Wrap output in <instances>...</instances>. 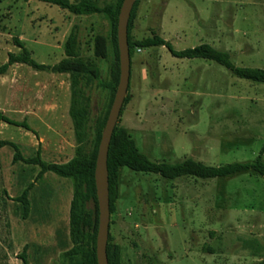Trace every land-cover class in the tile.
I'll return each mask as SVG.
<instances>
[{
    "label": "rangeland",
    "instance_id": "obj_1",
    "mask_svg": "<svg viewBox=\"0 0 264 264\" xmlns=\"http://www.w3.org/2000/svg\"><path fill=\"white\" fill-rule=\"evenodd\" d=\"M74 2L75 0H70ZM100 7L120 0H95ZM111 18L74 16L38 1H0V66L19 54L18 38L38 64L64 58L63 45L76 26L80 55L93 58L96 36L108 56L97 60L100 79L90 98L91 150L97 118L111 107L115 56ZM157 32L175 50L202 44L227 52L237 67L264 70V0H139L130 38ZM128 101L117 128L155 162L185 158L218 167L251 162L264 144V84L239 79L215 62L177 59L165 48L136 49L130 62ZM69 77L16 64L0 76V113L26 122L30 131L0 122V142H11L24 159L48 164L72 159L76 147L69 118ZM0 147V264H69L68 213L73 181L41 167L13 162ZM264 162V155H263ZM29 186V212L12 198ZM93 215L95 206H86ZM108 243L120 264H257L264 258V180L241 174L228 179L165 180L120 170L110 215Z\"/></svg>",
    "mask_w": 264,
    "mask_h": 264
},
{
    "label": "trees",
    "instance_id": "obj_2",
    "mask_svg": "<svg viewBox=\"0 0 264 264\" xmlns=\"http://www.w3.org/2000/svg\"><path fill=\"white\" fill-rule=\"evenodd\" d=\"M1 1V0H0ZM24 2L38 1L48 5L56 6L74 16H91L106 14L111 18L113 49L116 61L115 84L119 79V54L117 47V23L120 7L123 0L115 5L100 7L95 0H23ZM139 0L136 1L128 23V46L130 62L132 52L136 49L165 48L169 54L177 59H203L217 63L224 67L232 75L252 83L264 84V70L256 68L237 67L231 61L230 55L207 44L194 48L177 51L173 46L157 32H152L150 37L139 41H132L130 31L135 18ZM93 58H84L80 55L79 36L77 27L74 26L68 34L64 45V58L53 66L38 64L23 42L13 38L14 45L20 50L19 54L9 53L6 63L0 66V76L7 73L8 69L16 64L29 66L35 71L51 72L54 74L68 75L69 77V118L72 123L76 147L72 159L63 164H48L40 160L39 155L32 159H24L18 148L11 142L1 141L0 147L10 146L16 154L13 162L22 161L26 164H36L41 167L39 175L52 172L61 178H69L73 181V193L68 213V237L71 248L61 254V257L69 264H97L96 261V236L98 229V208L96 201V190L94 183V170L98 146L102 131L110 108L108 107L104 116L95 121L96 137L91 150L87 152L86 145L90 130V98L87 95L91 83L100 79V71L97 60H106L108 48L106 39L96 36L93 41ZM128 101L126 96L124 104ZM113 100L110 104H112ZM123 104V106H124ZM123 109V107H122ZM122 111V110H121ZM121 114V113H120ZM0 122L13 125L30 131L26 122H15L0 113ZM264 144L259 155L251 162H235L218 167L207 166L202 162L191 158H185L176 163L155 162L145 154L139 152L135 141L123 130L116 127L113 131L107 158L109 176V199L110 213L114 210V196L120 170L127 168L135 173H148L158 175L165 180L178 178H195L199 180L228 179L241 174H254L264 180ZM29 186L23 193L11 200L20 203L23 208V218L28 216ZM95 206L94 215L88 212L86 206L89 202ZM27 246H24L19 259L22 264H29L26 257ZM108 264H120V251L117 246L107 244ZM257 264H264V258Z\"/></svg>",
    "mask_w": 264,
    "mask_h": 264
},
{
    "label": "water",
    "instance_id": "obj_3",
    "mask_svg": "<svg viewBox=\"0 0 264 264\" xmlns=\"http://www.w3.org/2000/svg\"><path fill=\"white\" fill-rule=\"evenodd\" d=\"M137 0H123L117 23V47L119 54V79L104 129L101 134L94 170V183L98 208L96 236L97 264H108L107 244L110 227L109 176L107 168L108 150L113 131L119 119L130 80V55L128 46V23Z\"/></svg>",
    "mask_w": 264,
    "mask_h": 264
}]
</instances>
